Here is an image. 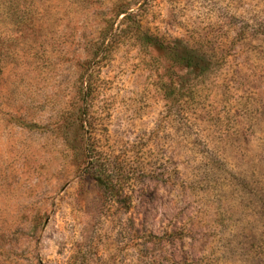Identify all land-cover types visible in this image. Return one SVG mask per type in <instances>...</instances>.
I'll use <instances>...</instances> for the list:
<instances>
[{
	"label": "rangeland",
	"instance_id": "obj_1",
	"mask_svg": "<svg viewBox=\"0 0 264 264\" xmlns=\"http://www.w3.org/2000/svg\"><path fill=\"white\" fill-rule=\"evenodd\" d=\"M0 264H264V0H0Z\"/></svg>",
	"mask_w": 264,
	"mask_h": 264
},
{
	"label": "trees",
	"instance_id": "obj_2",
	"mask_svg": "<svg viewBox=\"0 0 264 264\" xmlns=\"http://www.w3.org/2000/svg\"><path fill=\"white\" fill-rule=\"evenodd\" d=\"M3 4V2H1ZM15 4L11 5V7L17 10V6L14 7ZM129 8L120 9L118 12V17L122 16V21H126L130 18V13L128 12ZM144 40L150 41V43H154L151 38L143 37ZM156 43V42H155ZM175 56H182L177 58L178 63L186 65L189 68H196L203 70V66L200 64V61H197L195 57L190 55H180L176 53V51L172 50ZM179 93V91H176ZM171 95L169 94L168 97ZM88 175L90 178L98 185V187L103 192L105 198L109 202H116L119 198L123 197L124 194V186L122 185L121 180V172L117 165L108 164V165H97V164H89Z\"/></svg>",
	"mask_w": 264,
	"mask_h": 264
}]
</instances>
